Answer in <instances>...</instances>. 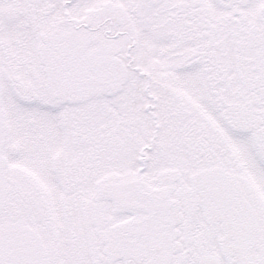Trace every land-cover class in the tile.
I'll list each match as a JSON object with an SVG mask.
<instances>
[{
  "label": "snow or ice",
  "instance_id": "6c2138e0",
  "mask_svg": "<svg viewBox=\"0 0 264 264\" xmlns=\"http://www.w3.org/2000/svg\"><path fill=\"white\" fill-rule=\"evenodd\" d=\"M0 264H264V0H0Z\"/></svg>",
  "mask_w": 264,
  "mask_h": 264
}]
</instances>
